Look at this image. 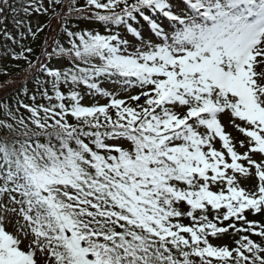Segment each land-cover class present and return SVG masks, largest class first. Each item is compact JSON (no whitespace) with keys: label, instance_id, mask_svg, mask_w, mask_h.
I'll list each match as a JSON object with an SVG mask.
<instances>
[{"label":"snow or ice","instance_id":"obj_1","mask_svg":"<svg viewBox=\"0 0 264 264\" xmlns=\"http://www.w3.org/2000/svg\"><path fill=\"white\" fill-rule=\"evenodd\" d=\"M0 39V264H264V0H0Z\"/></svg>","mask_w":264,"mask_h":264},{"label":"trees","instance_id":"obj_2","mask_svg":"<svg viewBox=\"0 0 264 264\" xmlns=\"http://www.w3.org/2000/svg\"><path fill=\"white\" fill-rule=\"evenodd\" d=\"M83 2V0H82ZM8 28L11 30L12 29V23L11 20H9L8 22ZM52 28H56L57 27V22L55 20H53V23L51 25ZM97 31H104L101 28H97ZM51 35H55V33H51ZM4 46V41L2 39H0V47ZM39 53V48L37 47V54ZM22 63V62H21ZM0 70H6L9 75L8 76H4V75H0V83H2L5 80H15L16 84L0 90V99H3L4 97L8 96L9 94H11L13 92V89L15 87H18L21 80L23 79V72L22 70L18 69L16 67V62L10 61V60H0ZM31 87V85L29 86ZM93 101L91 100L90 97H86L85 98V103H92ZM105 101L103 99L100 100V103H104ZM252 217H250L251 219ZM187 222V221H186ZM226 242L228 243H232V239L231 237H226L225 238Z\"/></svg>","mask_w":264,"mask_h":264},{"label":"rangeland","instance_id":"obj_3","mask_svg":"<svg viewBox=\"0 0 264 264\" xmlns=\"http://www.w3.org/2000/svg\"><path fill=\"white\" fill-rule=\"evenodd\" d=\"M228 131H232L233 132V135H236V136H238L239 135V133H237V132H234L231 128H229L228 129ZM248 186H251L250 184L248 185Z\"/></svg>","mask_w":264,"mask_h":264}]
</instances>
